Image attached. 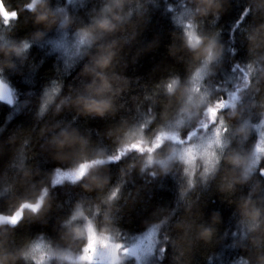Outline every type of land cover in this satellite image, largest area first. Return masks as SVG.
<instances>
[{
	"label": "clouds",
	"instance_id": "obj_1",
	"mask_svg": "<svg viewBox=\"0 0 264 264\" xmlns=\"http://www.w3.org/2000/svg\"><path fill=\"white\" fill-rule=\"evenodd\" d=\"M231 2L102 0L84 22L64 7H51L50 0H24L11 10L0 0V103L12 109L6 124L31 105L32 96L21 99L8 72H18L53 27L58 39L47 42L70 53L73 64L83 60L85 78L67 92L62 79H52L38 98L36 124L6 141L14 147L0 173V198L6 201L0 209V264H151L153 257L162 264L169 246L172 264H185L193 244L218 236L219 212L205 221L199 211L198 192L212 185L235 205L243 226L232 246L247 255L232 264H264V0H242L226 45L217 24ZM152 10H162L176 27L169 55L184 71L172 67L148 85L125 69L146 50L138 47L127 58ZM24 12L42 27L15 38L14 22ZM237 29L246 45L243 62L232 59ZM226 58L231 73L224 72ZM65 112L72 113L70 120L57 119ZM80 118L107 123L102 130L82 128ZM34 140L57 165L43 175L27 163ZM110 165H118L115 173ZM168 176L179 186L176 206L158 208L146 231L131 236L122 226L123 209ZM137 178L140 186L127 190ZM66 183L83 193L56 204L69 205L58 218L57 235L18 239L17 228L47 217L53 189Z\"/></svg>",
	"mask_w": 264,
	"mask_h": 264
},
{
	"label": "trees",
	"instance_id": "obj_2",
	"mask_svg": "<svg viewBox=\"0 0 264 264\" xmlns=\"http://www.w3.org/2000/svg\"><path fill=\"white\" fill-rule=\"evenodd\" d=\"M24 0H5V4L11 8H18ZM102 4V0H50V6L55 8L57 5L64 7L67 12L87 22L89 15L93 9H98ZM243 9L242 0L237 3V0H232L231 6L221 14L217 27L222 28V42L226 45L230 38V29L232 24L241 15ZM251 20L247 17L244 23ZM15 27L11 33L15 38H23L30 36L37 30L38 27L33 24L32 14L24 12L20 15V19L14 22ZM3 24L0 23V28ZM74 28V26H73ZM177 29L171 22L168 15L162 10H152L148 21L145 23L143 30L137 37V41L132 46V51L128 55L130 61L131 55L135 54L136 49L144 48L137 58L136 63L129 62V66L125 69L126 75L135 80L140 78V83L151 85L167 71L175 67L181 73L184 71L183 63H178L169 55V48L174 42L173 33ZM71 32V31H69ZM57 35L55 27L47 31L46 36L34 44L29 52L28 61L16 73L8 72L12 84L21 93V99H24L27 93L31 92V105L22 112L16 114L10 123L6 124V118L12 109L3 103H0V126H5V131L0 135V173L5 169V162L9 159L12 148L6 143L8 137L13 133H19L21 136L26 134L35 124V107L38 103V98L42 94L44 86L52 79H62L64 82V91L67 92L69 87L79 86L82 79L80 76L83 67V60L72 63L69 58L68 66L65 65L62 55L49 44L47 41L54 40ZM156 41V46L149 48V44ZM235 48L237 49L236 56L232 58L237 61H246L247 52L246 45L242 36L237 29L235 33ZM127 51V47H126ZM35 65V70L32 69ZM232 61L226 58L223 68L225 73H231ZM59 70V71H58ZM218 80L224 79L223 75L217 77ZM25 80L29 82L26 83ZM72 113H62L57 119L63 118L70 120ZM77 123L82 128H91L93 130H102L107 121L101 118H80ZM253 136V141L255 140ZM28 164L34 168H39L41 174L51 171L56 165L47 153L42 151L40 145L35 140L29 152ZM264 166V165H262ZM110 169L115 173L118 165H110ZM141 181L137 178L135 185L129 183L127 190H133L136 186H140ZM18 191L22 190L18 185ZM246 192V189L244 190ZM83 190L77 185L64 184L57 186L52 191L53 208L43 220L26 221L22 223L16 230L17 238L32 237L40 233H46L49 236H56L58 229V218L63 216L68 208L65 203L63 209H58L56 204L66 201H75ZM196 195V194H194ZM199 211L203 220L211 219L214 212H219L221 223L218 225V236L210 243L198 241L193 244L191 250L186 253L183 258L185 264H231L232 261L247 253L239 246L233 247L235 239H238L242 233L243 226L238 223L237 216L234 215L236 209L233 203H230L215 187L210 186L207 190H199ZM179 199V186L172 176L161 178L141 191L140 196L134 203L127 205L122 212V226L128 234L139 233L146 230L148 223L153 219V213L158 208H174ZM6 207L5 199L0 198V209ZM182 211V209H181ZM236 234L235 236L233 234ZM226 234V235H225ZM159 254L157 249L156 255ZM173 249L168 247L165 254V259L162 264H172ZM151 264H161V262L153 260Z\"/></svg>",
	"mask_w": 264,
	"mask_h": 264
},
{
	"label": "rangeland",
	"instance_id": "obj_3",
	"mask_svg": "<svg viewBox=\"0 0 264 264\" xmlns=\"http://www.w3.org/2000/svg\"><path fill=\"white\" fill-rule=\"evenodd\" d=\"M76 1V0H75ZM54 40H56V39H58V34L57 35H55L54 36ZM68 41H69V43H71V40H72V33L71 32H69V36H68ZM55 49H57V51L60 53V55H62V57L63 58H65V59H63V61L65 62V60H69V58H70V53H68V54H66L63 50H61V49H58V48H55ZM144 231H146V230H144ZM144 231H142V232H139V233H132V234H130L131 236H136V235H139V234H141V233H143ZM146 243H148L147 241H146ZM157 249H158V247H157ZM157 249H156V251H157ZM232 264V263H231Z\"/></svg>",
	"mask_w": 264,
	"mask_h": 264
}]
</instances>
